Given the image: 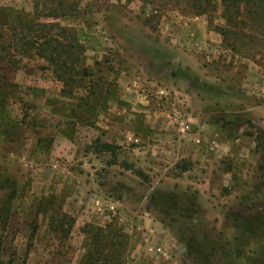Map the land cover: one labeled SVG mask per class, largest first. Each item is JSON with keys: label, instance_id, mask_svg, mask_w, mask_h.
<instances>
[{"label": "rangeland", "instance_id": "obj_1", "mask_svg": "<svg viewBox=\"0 0 264 264\" xmlns=\"http://www.w3.org/2000/svg\"><path fill=\"white\" fill-rule=\"evenodd\" d=\"M67 1L39 22L76 31L79 87L0 50V264H100L97 228L123 236L107 264H264V39L228 46L221 0L148 25L139 0ZM35 3L0 0L7 43Z\"/></svg>", "mask_w": 264, "mask_h": 264}, {"label": "trees", "instance_id": "obj_2", "mask_svg": "<svg viewBox=\"0 0 264 264\" xmlns=\"http://www.w3.org/2000/svg\"><path fill=\"white\" fill-rule=\"evenodd\" d=\"M35 10L33 14L22 11L7 10V13L12 15L13 20L2 22V28H9L8 31H13L10 34V39L7 43L6 34H0V50L7 51L12 47L14 52L22 53L23 57L38 56L48 60L53 65V72L57 75L58 80L63 82L64 87L62 93H68L69 85L79 87V75L86 78L85 71L79 74L76 70L77 62L73 60L76 57L77 49L82 45L77 39L76 31L62 27L59 23H41L42 17H52L54 19L66 16V11H63L65 4L69 5L67 0H59L61 9L56 7H48L50 0H35ZM57 0H55L56 2ZM143 5L144 21L148 25L156 17H161L162 11H167L168 7L177 9L183 15L202 16L211 15L217 9L216 0H139ZM54 0H52V3ZM224 14L228 21V26L221 29L225 38L230 42L233 49L238 50L235 45V40H240V33L231 31L233 27H239L242 22L247 28L251 27V33L244 36L256 38L257 40L264 39V0H221ZM172 5V6H171ZM164 8V10H162ZM162 10V11H161ZM47 12V15L41 12ZM160 12V13H159ZM147 14V15H146ZM242 16V19H240ZM242 20V21H241ZM39 22V23H38ZM1 23V22H0ZM56 30V33L54 32ZM238 31V30H237ZM6 40V41H5ZM6 43V44H5ZM247 52V51H246ZM20 55V54H19ZM51 68V67H50ZM75 71L78 74H75ZM82 79H80L82 81ZM85 86V85H84ZM226 124L235 122L229 121L226 118H221ZM237 126L239 124L235 123ZM119 147L109 142L100 143L98 150L100 152L115 154ZM102 229L97 228L94 233V239H103L109 237L110 241H106L105 247L93 246L91 253L98 255L100 264H107L110 257L121 259L124 256L122 246V235H118L114 231H109L110 234H105ZM122 236V237H121ZM116 242L117 243L116 245ZM94 245V241H92ZM112 245L114 247H112ZM108 246V247H107ZM182 250H184L182 248ZM107 252V253H106ZM84 264H88L84 262Z\"/></svg>", "mask_w": 264, "mask_h": 264}]
</instances>
